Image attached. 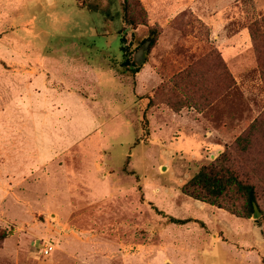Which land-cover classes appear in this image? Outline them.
Returning <instances> with one entry per match:
<instances>
[{
  "label": "rangeland",
  "instance_id": "374dc122",
  "mask_svg": "<svg viewBox=\"0 0 264 264\" xmlns=\"http://www.w3.org/2000/svg\"><path fill=\"white\" fill-rule=\"evenodd\" d=\"M263 17L264 0H0V264H264ZM228 148L259 219L181 191Z\"/></svg>",
  "mask_w": 264,
  "mask_h": 264
},
{
  "label": "trees",
  "instance_id": "16d2710c",
  "mask_svg": "<svg viewBox=\"0 0 264 264\" xmlns=\"http://www.w3.org/2000/svg\"><path fill=\"white\" fill-rule=\"evenodd\" d=\"M87 0H79L81 6ZM91 8L98 10L102 4H88ZM130 9L125 5L124 18L129 26H135L136 20L129 15ZM254 40L256 51L260 53L259 65L264 72V58L262 57L261 47L264 42V17L253 23L250 28ZM160 30L157 26L153 27L150 35L146 38L150 41L152 48L158 41ZM125 52L126 49L124 48ZM129 60L124 63V73L134 72L128 66ZM176 107V106H174ZM177 108V107H176ZM257 121V120H256ZM255 128L253 124L249 132ZM237 144L243 146L241 139ZM236 157L234 150L228 148L216 159L203 164L199 170L181 186L184 195L207 204L225 209L228 212L242 218H251L254 213V203L259 206V193L257 185L249 178L243 177L235 167ZM174 223H185L186 220L170 217Z\"/></svg>",
  "mask_w": 264,
  "mask_h": 264
},
{
  "label": "water",
  "instance_id": "95a60500",
  "mask_svg": "<svg viewBox=\"0 0 264 264\" xmlns=\"http://www.w3.org/2000/svg\"><path fill=\"white\" fill-rule=\"evenodd\" d=\"M261 216H262V212H261L258 204L254 203V213H253L252 217L254 219H259Z\"/></svg>",
  "mask_w": 264,
  "mask_h": 264
},
{
  "label": "built area",
  "instance_id": "2783aa9c",
  "mask_svg": "<svg viewBox=\"0 0 264 264\" xmlns=\"http://www.w3.org/2000/svg\"><path fill=\"white\" fill-rule=\"evenodd\" d=\"M51 248H52V247H50V249H51ZM48 251H49V249L46 250V252H48Z\"/></svg>",
  "mask_w": 264,
  "mask_h": 264
},
{
  "label": "crops",
  "instance_id": "0c3cea01",
  "mask_svg": "<svg viewBox=\"0 0 264 264\" xmlns=\"http://www.w3.org/2000/svg\"><path fill=\"white\" fill-rule=\"evenodd\" d=\"M70 92H72V90H70ZM74 93V92H73Z\"/></svg>",
  "mask_w": 264,
  "mask_h": 264
}]
</instances>
